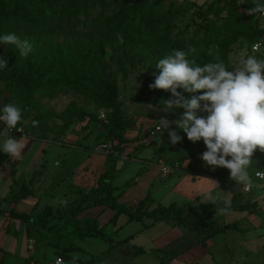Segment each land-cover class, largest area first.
Listing matches in <instances>:
<instances>
[{
	"label": "rangeland",
	"instance_id": "obj_1",
	"mask_svg": "<svg viewBox=\"0 0 264 264\" xmlns=\"http://www.w3.org/2000/svg\"><path fill=\"white\" fill-rule=\"evenodd\" d=\"M105 1L106 4H111L105 9L109 16L113 9L117 10L122 5L129 6L134 2ZM172 1L163 0V9L165 13H173L169 31L174 39L182 43L185 50L193 48L195 40L204 35L206 24L226 37L231 36L229 32L237 29L248 30L254 24L264 29V17L246 12L248 8L254 7L251 0H225L229 5L218 0L212 5L214 12L206 11L213 0H183L181 4L174 6V10L168 8ZM189 1H194L195 4L189 5ZM114 3L117 5L113 7ZM98 10L94 9L97 13ZM67 11L72 13L70 8ZM97 13L90 17L79 14V22L73 31L37 25L34 28L14 26L1 32H16L21 38L29 39L33 43V52L23 58L18 52L12 49L6 51L5 46L0 45V54L6 56L12 52L19 66H23L27 59H32L43 69L56 63L54 70L59 72L60 83L57 78L56 81L49 79L53 77L51 73L50 77L42 79L45 82L42 86L34 88L30 95L24 96L11 79L3 76L5 72H0V106L18 104L28 121L27 124L20 125L23 128L21 134H12L17 138L24 135L31 143L29 147L26 143L28 148L24 149L20 159L0 152V193L8 180L4 178V172L11 174L17 170V166L23 165L26 158L35 159L37 175L31 180L29 174L25 175L21 182L27 187L33 185L32 190L35 191L24 212L38 217L43 212L41 206L48 203L62 204L61 201L69 202L77 197L73 185L75 176L76 184L96 186L98 174L104 172L106 162L113 158L117 170L112 183L116 187L113 194L119 202L135 205L149 191L151 200L147 203L148 208H153L158 203L167 206L175 202L182 209V214H185L189 210H201L200 205L203 203L196 196L199 191L213 189L224 190L221 195L229 201L234 197L255 201L257 209L251 214L247 211L214 213L206 224L235 223L237 229L211 237L165 221L154 222L150 228H145L144 222L128 223V217L124 213L111 221V213L108 214L102 208L79 214L80 218L89 215L99 217V222L105 224V235L112 236L111 248L100 238L78 239L69 222L64 220L49 219L47 226L41 225L40 221L30 223L21 220L23 233L25 236L26 232L29 234L27 239L30 238L31 250L38 256L39 263L55 264V261L62 260L63 264H73V261L64 258L65 252L61 256L57 253L64 246L72 244L75 249L68 254L76 258L75 264H264V182L255 177L256 172L264 173V152L258 149L254 153L253 166L249 169L252 184L245 188L236 185L227 168L217 167L213 170L206 165L200 158V154L206 150L202 140L192 142L182 130L177 131L184 138L176 144L170 142L167 132L160 137L153 136L151 130L157 124L155 120L163 115L160 110L161 101L171 95L166 90L149 88V84L154 82L153 74L157 71L155 64L159 59L156 58V62L151 63L148 57V61L147 58H138V54L134 52L140 53L144 48L138 39L137 45L126 44L125 40L120 43V40L113 41L100 28L97 31V27L91 23L92 17ZM257 43L261 48L255 54L264 58L262 33L256 40L248 41L239 37L232 43L229 48V64L233 66L241 55L253 54L252 46ZM6 47L9 48V45ZM86 49L95 53L98 61L88 66L75 65L76 71H72L70 66L75 56L70 57L68 53H85ZM126 51L131 52V59L126 56ZM85 69L89 72L93 69L97 72V78L116 82L123 118L134 121V125L127 128L124 135L128 142L121 145L120 149H115L117 141L111 143L107 136L109 129L113 128L110 121L111 109L87 95L86 89L81 85L69 84L68 79L72 73L76 72L74 76L84 75L88 73ZM191 95L185 93L187 97ZM182 111L183 109L176 110L170 120L178 119ZM199 114L206 115L203 112ZM32 120L39 121L38 125L32 126ZM171 127L175 128V125ZM69 153L72 154L70 157ZM97 155L100 157L98 159L104 158L101 161L104 167H96L100 164L98 159L99 164L98 161L93 163L91 159L89 160L92 164H83L84 158ZM80 164L83 165L79 167ZM28 170L29 168H25L24 172ZM216 183L221 190L216 187ZM144 221L152 222L151 219ZM11 224L10 222L9 231L13 233L14 230L17 231L14 228H18L19 224ZM49 226L53 227L48 228ZM0 235L10 238L5 245L8 247L14 236L4 229L0 230ZM56 240L60 241L55 247L53 242ZM15 247L20 251L22 243ZM6 255L18 259V254ZM15 260L11 264H18Z\"/></svg>",
	"mask_w": 264,
	"mask_h": 264
},
{
	"label": "trees",
	"instance_id": "obj_2",
	"mask_svg": "<svg viewBox=\"0 0 264 264\" xmlns=\"http://www.w3.org/2000/svg\"><path fill=\"white\" fill-rule=\"evenodd\" d=\"M218 0H213L208 5L209 10L213 11L212 5ZM225 4H230L228 1L221 0ZM116 2V0L114 1ZM181 2H170L168 8L174 10V6L181 4ZM194 1H189V5H194ZM113 7L117 4H112ZM163 0H134L131 5H122L121 8L114 10L109 16L106 14L105 9L110 7V2L106 4L105 0H0V33L3 30L12 27L18 28H34L37 25L51 27L55 30H75L79 22V14L84 17H90L95 12L94 9L98 8V13L92 17V24L105 31L113 38V41H119L120 35L123 36L126 44L137 45V39L144 46L141 52H134L138 54V58H149L151 63H155L156 58L161 59L167 54H170L173 49H182V43L174 39L170 34V17L173 13H165ZM207 7V9H208ZM70 8L72 13L67 9ZM170 14V15H169ZM204 35L199 40H195L194 47L190 50H185L189 53V58H194L197 62L204 64L208 62H215L217 59L223 61L226 66L232 67L229 64V51L230 45L237 41L239 37L245 40L253 41L258 39L261 34H264V29H260L258 25L248 30L237 29L231 33L230 37L220 34L210 25L206 24ZM228 33V34H229ZM116 44V43H115ZM118 44V43H117ZM114 46V45H113ZM12 46L9 45V49ZM195 51H191V50ZM63 53V51H60ZM73 53V54H72ZM126 56L131 59V52L126 51ZM72 58L71 68L76 71V66H88L91 63L98 61L95 53L90 49L83 52H69ZM72 54V55H71ZM62 55H59L61 57ZM8 59V69L3 73L7 79H11L15 83L16 88L24 95L28 96L32 90L44 84L42 79L50 77V80L59 78V72L54 68L56 63L48 68L43 69L37 66L32 59H27L23 66H19L13 57V53L6 55ZM148 58L146 59L148 61ZM75 61V62H74ZM78 61V62H77ZM92 65V64H91ZM95 69V68H94ZM87 74H80L77 76L76 72L71 74L69 84L75 86L81 85L86 89L87 95L92 97L99 104L111 109V124L113 128L109 129L107 136L111 143L116 140L117 144L115 149H120V146L127 143L128 139L124 137L127 128L134 125L132 119H124L121 110V101L117 98V86L114 80H106L97 78L93 69L89 72L85 69ZM157 70V69H156ZM158 71V70H157ZM156 71V72H157ZM64 75L61 74L60 77ZM57 78V79H56ZM58 83L60 80L58 79ZM48 84V83H47ZM41 85V86H42ZM33 87V88H31ZM48 90V87L46 88ZM202 91V90H201ZM164 115V113H163ZM175 114H168V119L173 118ZM177 115V114H176ZM112 145V144H111ZM114 148V147H113ZM113 158L106 162L105 171L101 173L97 179L96 186L89 189L83 187H75L77 197L73 200L62 205L56 203L53 205H46L43 212L38 217H33L28 213L16 211L14 208L9 210V214L17 219L29 220L30 223L40 221L41 225H46L49 219H58L69 222L72 232L77 238L85 239L87 237L100 238L110 244L112 238L106 236L103 232V226L99 224L96 217H82L78 215L85 209L94 206H105L111 209L114 214L111 221L118 217L119 214L124 213L129 220H136L144 222L145 219H151L152 222L145 224L149 226L154 222L165 221L173 226H183L196 232L205 233L206 237L215 236L217 234L226 233L230 229H237L235 223H223L216 225H208L206 221L216 212H234V211H247L254 213L257 204L255 201H247L240 197H234L230 200V205L225 208L222 201L216 203H203L201 204L200 211L189 210L187 213L182 214V209L177 206L175 202L164 206L160 203L153 208H148V201L151 200L150 192H147L135 205H128L119 202L114 196L116 187L112 184L116 177V168ZM31 192L26 185H22L20 190L10 192L12 202H17ZM7 199V196L4 198ZM224 209V210H222ZM49 226L48 228H52ZM47 228V229H48ZM61 240V239H60ZM59 240V241H60ZM58 240L53 242L56 247L59 243ZM204 243V242H202ZM58 250V255H63L65 259L73 261V258L68 253L75 249V246L69 244Z\"/></svg>",
	"mask_w": 264,
	"mask_h": 264
},
{
	"label": "clouds",
	"instance_id": "obj_3",
	"mask_svg": "<svg viewBox=\"0 0 264 264\" xmlns=\"http://www.w3.org/2000/svg\"><path fill=\"white\" fill-rule=\"evenodd\" d=\"M251 2L254 7L246 12L264 17V0ZM119 40L124 42L122 35ZM0 45L5 46L6 51L9 49L6 46H13L11 49L23 58L33 52V43L16 32L0 33ZM252 48L253 54L241 55L232 67L219 59L201 64L189 58L185 50L173 49L156 62L158 71L153 74L154 82L149 84L150 89H162L171 94L161 101L160 110L164 115L155 120L152 135L160 137L167 132L170 142L176 144L184 138L177 131L182 130L190 141L202 140L206 150L200 158L206 165L213 170L227 168L236 185L245 188L252 184L249 169L253 166L254 153L258 149L264 152V58L255 54L261 48L259 43ZM8 68L7 57L0 54V72ZM185 93L192 95L187 97ZM178 109H183L178 119L167 118ZM201 112L206 115H200ZM0 121L5 125L0 131V152L22 158L25 137L17 138L12 130L23 131L18 125L28 123L23 109L15 103L0 106ZM38 123L31 121L32 126ZM173 124L175 128L171 127ZM256 175L264 179V174L257 172ZM216 187L221 190L217 183ZM221 191L203 189L196 196L200 197V203L222 201L227 208L230 201ZM57 264H62V260Z\"/></svg>",
	"mask_w": 264,
	"mask_h": 264
},
{
	"label": "crops",
	"instance_id": "obj_4",
	"mask_svg": "<svg viewBox=\"0 0 264 264\" xmlns=\"http://www.w3.org/2000/svg\"><path fill=\"white\" fill-rule=\"evenodd\" d=\"M1 131V130H0ZM20 136H22V135H20ZM25 142L28 144L27 146L29 147V145H31V143L30 142H28L27 141V139L25 138ZM26 146V148H28ZM25 148V149H26ZM28 151V149L26 150V152ZM25 153V152H24ZM72 155V154H71ZM70 155V153L68 154V156L70 157L71 156ZM23 158H25V156L23 157ZM93 158V159H92ZM92 158H84V163L83 164H87V165H89V164H92L91 162H90V160L89 159H91V161H93V163H95V161H100V164H99V161H98V164L99 165H96V167H99V166H101V167H104V165H101V161H102V159H104V158H101V159H98V158H100L99 157V155H97V156H95V157H92ZM55 159H57V158H54V160ZM98 159V160H97ZM10 160V159H9ZM35 159H31V158H26L25 159V161H24V163H23V165L22 166H17L16 168H17V170L15 171V172H13V173H6V172H4L5 174H4V178H8V180H7V183H6V185L4 186L5 188H3V191H2V193H0V230L1 229H4L8 234H12L14 237H13V239L11 238V241H12V243L7 247V246H5L6 245V241L7 240H9L10 238H8L7 236H1L0 235V264H11L16 258H10V257H8L6 254H8V253H14V254H18L17 256H18V259H16L15 261L16 262H18V264H28L30 261H34L35 263H37V264H42V263H39V261H38V256H36V255H34V250H31L32 249V243L31 242H29V239L30 238H28L27 239V236L29 235L27 232H26V236L24 235V233H23V229H22V225H23V223H21V220L22 219H17V218H14V217H12L10 214H9V210L11 209V208H14L16 211H19V212H24L25 210L24 209H26V205H27V203H31V199L33 198L32 196H33V194L35 193V191H33L32 189H33V185H30L29 187H27L29 190H30V194L29 195H27V196H25L24 198H22V199H20L19 201H17V202H12L11 201V197H10V192L12 191V192H16V191H18V190H20V188H21V186L22 185H26V184H24L23 182H21V181H23V179L25 178V175H30V179L29 180H31L35 175H37V171H36V169L34 168V163H35ZM36 163H37V161H36ZM35 163V164H36ZM83 164H80V165H78L79 167L81 166V165H83ZM77 166V167H78ZM25 168H29V170L27 171V172H24V170H25ZM30 169H33V170H30ZM105 171V170H104ZM103 173V172H102ZM99 175L100 174H98V177H99ZM0 176H1V174H0ZM32 176V177H31ZM9 178H10V180H9ZM61 179V178H60ZM76 176H75V178H73V185H74V188L75 187H77L79 184H76L77 182H74V181H76ZM98 179V178H97ZM29 183H31V184H34V182H32V181H29ZM93 184H91L89 187H86V186H82V185H79V187H83V188H85V189H89V188H91V187H93L92 186ZM27 186V185H26ZM149 192V191H148ZM147 193V192H146ZM7 196V199H4L5 197ZM141 199V198H140ZM139 199V200H140ZM138 200V201H139ZM124 203V202H123ZM137 203V202H136ZM6 204V205H5ZM21 204H22V206H21ZM125 204H127V203H125ZM46 205H53V203H48V204H45L44 206H41V208H42V210L45 208V206ZM128 205H130V204H128ZM95 208H102V209H105V211L107 210V213L109 214V213H111V214H109L110 216H109V218L111 217V215L113 216V214H114V212L111 210V209H108V208H106L105 206H94V207H90V208H87V209H85V210H83L82 212H84V211H88V212H90L91 210H93V209H95ZM3 209H5V210H3ZM81 212V213H82ZM24 213H27V212H24ZM80 213V214H81ZM29 214V213H28ZM6 215H8V217H6ZM10 216V217H9ZM88 217H96L97 219H98V221H100L99 220V217L98 216H91V215H89ZM78 218H80L79 216H78ZM109 220V219H108ZM129 220V219H128ZM146 220V219H145ZM15 221V222H14ZM147 221H148V219H147ZM10 222L13 224V225H17V222H18V224H19V226H18V228H14V229H17V231H13V233H11L10 231H9V227H10ZM27 222H29V220H27ZM132 222H135V223H142V222H139V221H136V220H129V222L128 223H132ZM160 222V221H159ZM100 223V222H99ZM150 223V222H149ZM11 224V225H12ZM101 224V223H100ZM119 224H121V223H119ZM145 224H148V223H146L145 221H144V225ZM103 225H105V224H101V226H103ZM152 225H154V224H151V225H149V226H146L145 225V228H150ZM16 227V226H15ZM124 231V230H123ZM122 233V232H121ZM130 236V235H129ZM18 237H20L19 239H18ZM110 237H112V236H110ZM128 237V236H127ZM79 239V238H78ZM102 240V239H101ZM104 241V240H103ZM105 242V241H104ZM20 243H22V249L20 250V251H17V249H16V247H15V245H18V244H20ZM105 243H107V242H105ZM108 244V243H107ZM8 245V244H7ZM30 246V247H29ZM15 247V248H14ZM108 248H111L112 246H110V244H108V246H107ZM10 248V249H9ZM34 249V248H33ZM16 251V252H15ZM208 252V251H207ZM7 257V258H6ZM73 257V256H72ZM63 262L64 261H62V264H63ZM46 264V263H45ZM48 264V263H47ZM50 264V263H49ZM54 264V263H53Z\"/></svg>",
	"mask_w": 264,
	"mask_h": 264
},
{
	"label": "built area",
	"instance_id": "obj_5",
	"mask_svg": "<svg viewBox=\"0 0 264 264\" xmlns=\"http://www.w3.org/2000/svg\"><path fill=\"white\" fill-rule=\"evenodd\" d=\"M4 123L2 121H0V130H3L4 128ZM18 127H21L20 125H18ZM23 129V128H22ZM23 131H16V130H12V133L13 134H21ZM257 173V172H256ZM255 173V177L258 179V180H262L264 182V179H261L260 177H258ZM262 174H264L263 172H260ZM30 247V246H29ZM58 261V260H57ZM57 261H55V264H57ZM28 264H37L35 263L34 261H30Z\"/></svg>",
	"mask_w": 264,
	"mask_h": 264
}]
</instances>
